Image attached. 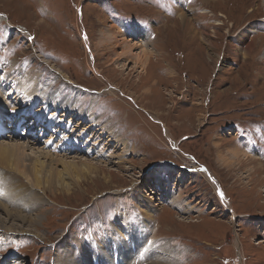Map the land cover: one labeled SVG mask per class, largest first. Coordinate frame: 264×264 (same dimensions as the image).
I'll return each mask as SVG.
<instances>
[{
  "label": "rangeland",
  "instance_id": "obj_1",
  "mask_svg": "<svg viewBox=\"0 0 264 264\" xmlns=\"http://www.w3.org/2000/svg\"><path fill=\"white\" fill-rule=\"evenodd\" d=\"M261 2L0 0V141L31 139L34 159L66 146L98 166L34 199L0 162L13 217L0 215L16 227L0 228V264H64L70 252L97 264L80 244L109 251L131 229L171 247L175 264H264V30L251 57L236 37L264 19ZM129 42L154 50L144 68ZM54 157L42 160L61 169Z\"/></svg>",
  "mask_w": 264,
  "mask_h": 264
},
{
  "label": "bare ground",
  "instance_id": "obj_2",
  "mask_svg": "<svg viewBox=\"0 0 264 264\" xmlns=\"http://www.w3.org/2000/svg\"><path fill=\"white\" fill-rule=\"evenodd\" d=\"M202 1H203L204 5L207 6L206 4H210V2H215V1H219V0H202ZM177 2H178V0H177ZM261 4L264 5V0H262ZM189 10L192 11V6L189 7ZM180 12H181V14L179 16L181 17V20L183 22H185V24H186L187 23V20H186L187 19V16H186V11H185V6L184 5H183V7L180 6ZM258 29L264 30V19L261 20V21H258V22H255L254 21V22L248 23V25L246 26V28L243 29L244 31L241 32L240 35L236 36L237 37V41H244V40H246L245 43H243L242 49L240 48L241 51H242L243 56H245L246 58L249 57L252 54V51L254 50V41H253V38H252L251 35L254 32H257ZM134 30H135L134 32L138 35L139 31H136V29H134ZM203 40H205V43L207 42V44L211 42V39H208L207 36H203ZM126 44H127L126 47H128L126 53L132 54L137 59L136 62L143 64V68L149 64L148 60H149V58L151 56L152 51H154L152 48L147 49V48H143L140 45L139 46L140 47L139 51L135 52V48L138 47L136 45V42H134V43L129 42V43H126ZM67 81H69V80H67ZM22 85H23V92L25 93V95L27 97H32V93L24 85V81L22 82ZM38 96H40V95L37 94L36 96L33 97V100H32L33 104H35L36 101H38L37 99L40 98V97L38 98ZM36 97H37V99H36ZM48 110H49V108H48ZM56 110H59V109H56ZM20 112H22V110ZM20 118H22V116ZM23 122H24V119H23ZM31 129L33 130V128H31ZM71 131H72V129H71ZM82 132H84V131H82ZM84 134H85V132H84ZM78 135H81V133L80 134L78 133ZM3 136L4 135H2V137ZM5 136H8V134L6 133ZM71 136H73V134H71ZM76 136H77V134H76ZM79 137H82V136H79ZM83 137H84V135H83ZM90 137H92V136L90 135ZM73 138H74V136H73ZM76 140H74V142H76ZM78 140H79V138H78ZM62 141H63V139H62ZM62 141L61 140L59 141L60 144H61ZM26 142L27 143H33V144L36 143V142H32L31 139L30 140H25V143L23 142L21 144H15V143L10 144V143H3V141H0V162L4 166L9 167L10 168L9 170L14 169L15 171H17L18 172L17 175H18V178L19 179L25 178L26 180H28V185L31 182V185H34L35 186V188H34L35 189L34 199H37L38 198V195H39L38 192H37L38 189H40L43 193L44 192L46 193V191H48V190L51 189L52 183L54 184V182H56L55 184H59L60 187H65L66 183H64V180L66 178H69V177H73L74 178L75 177L76 179H80L81 177H84V175H88V174L93 173L94 172L95 165L97 166L96 163L91 162L92 160L90 161V159L89 160L87 159L88 161H86L85 159H83L82 157H80L79 155H77V154H79L78 152L73 153V154H75L74 156L73 155H67V154H72L71 152H75V150L74 149H71L69 147H66V146H64L65 148L56 147L55 148V151L52 150L51 147H46V149L47 148H49V149L48 150H45V151H44V149L42 151L40 149V152H39L38 151L39 149L37 148L38 149L37 152H39V154L38 153L37 154L39 155V157L38 158H35V159L30 157L31 158L30 159L29 156L31 154L29 155V153L28 154L26 153V151H28L26 149V147L28 146V145H26ZM59 142H58V145H59ZM86 144H88V143H86ZM93 144H96V143H93ZM176 144L177 143H174L175 146H176ZM75 145H77V144H75ZM85 145H84V147H85ZM91 146L93 147V145H91ZM92 147H91V149H92ZM83 148L81 147L79 149L82 150ZM34 151H35V149H34ZM102 153H105V152H102ZM59 154H63V155H66V156H70V157H72V159H69L70 157L69 158H65V156L59 155ZM52 155L55 156L52 159L55 162V165H58V164L61 165L62 166L61 169H57V167H52V166L48 169V165L46 164L45 161L42 160L43 159L42 157L47 158V157H50ZM100 155L101 154H99V156ZM103 156H105V155L103 154ZM35 157H37V156L35 155ZM28 160H29V162H28ZM79 161L81 162L80 164L78 163ZM97 168H98V166L96 167V169ZM205 172H206L207 177L210 180H213V183L217 184L216 181L214 179H212L213 176L208 173L209 171L207 172L205 170ZM2 177H3V173H2ZM13 181L14 180H12V184H13ZM14 183H16V182H14ZM20 184H21V182H20ZM29 187L30 186H27L25 188H28L27 191H30V190L32 191V187H30V188ZM219 192L221 193L220 189H219ZM0 193H2V192H0ZM11 198H13V197H11ZM24 200H26V199H24ZM154 207H155V205L149 207L147 209L148 211L146 212V214H147V216L149 217L150 220H152L151 218H153V216H154L153 215L154 213L152 214V208L154 210ZM0 210H1L0 211L1 213L0 214H4L6 220H8L11 217H13L12 216V210H11V208L6 207V206L2 205L1 203H0ZM13 215H14V213H13ZM38 216L40 217L39 214H38ZM235 216H236V214L234 213V217ZM2 218L3 217H1V215H0V228L2 226H4V228L6 230H15L16 227H14V225L13 226L12 225L11 226H7V227H6V225H3ZM6 220H3V221H6ZM17 220H19V217L17 218ZM33 220L34 219L31 218L30 219V222H33ZM20 221L24 223L25 222V219H23V221L20 219ZM38 221H39V218L36 217L35 223H37ZM132 227L134 228L133 225H132ZM22 230L25 231L27 229H22ZM17 231H19V230H17ZM133 232H134L133 229H131L130 230V234H127V236H125V238H121L120 236H118V239H113V238L109 237L107 239V241H106V242L112 244V247L109 248L110 249L109 251L107 250V247L105 245H102V248L105 249V251L96 250L91 245H84L83 246L82 244H80V246L82 248V251L85 254H88L90 256L91 262H93V260H94L95 262H97V264H133V263H136V264H175V260L172 259V258H170L171 256H174L173 255V251L171 250L172 249L171 247H169V249H166V247L165 248H163V247L162 248H157V247L155 248V246L153 247V240H152V238H148V236L147 237L144 236V238H146V239L144 241H142L143 243L141 245L138 242V240L140 239L139 232H138L137 235H134ZM120 233H121V235H124V233H128V227L122 226L121 227V230H120ZM141 234L143 235V233H141ZM145 234H146V232H145ZM144 238L142 237L141 239L143 240ZM63 256H65V255H63ZM63 256L60 257V260H62L64 264H68V263H70V264H78L80 262V260H81V264H82V260H83V264H84L85 263V260H86V259H80V258L78 260V258H77L78 257V254H76L75 252H70L67 255V258H66L67 260H63ZM103 256H105V261L102 260V257ZM1 263H3V262H1Z\"/></svg>",
  "mask_w": 264,
  "mask_h": 264
}]
</instances>
